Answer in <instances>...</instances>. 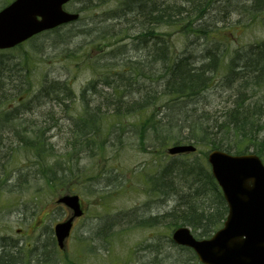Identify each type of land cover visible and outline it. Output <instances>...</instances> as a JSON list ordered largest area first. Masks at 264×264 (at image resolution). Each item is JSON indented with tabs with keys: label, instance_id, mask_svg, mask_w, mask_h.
Here are the masks:
<instances>
[{
	"label": "rangeland",
	"instance_id": "obj_1",
	"mask_svg": "<svg viewBox=\"0 0 264 264\" xmlns=\"http://www.w3.org/2000/svg\"><path fill=\"white\" fill-rule=\"evenodd\" d=\"M9 1L0 0V7ZM162 1L148 0L145 3L150 7ZM165 1L181 4L180 0ZM207 1L211 8L201 20L192 23L199 29L202 24L207 25V28L215 31L217 38L187 36L184 31L173 27L159 26L154 30L166 35L176 54L181 55L180 52L186 49L187 55L193 56V61L200 65L204 47L209 44L221 42L220 51H230L264 40V13L248 19L246 11L241 10L248 3L247 0ZM228 1L234 3L233 8L236 10H232ZM138 5V2H134L133 7ZM122 6L120 0L71 1L64 7L67 12L79 13L80 20L77 23L38 34L14 49L0 51V93H9V96L14 97L12 104L18 95L28 96L37 92L42 84L49 86L50 82L56 80L69 84L73 94V100L64 104L67 107L66 114L61 110L63 106L60 108L55 103L50 104L48 97H41L35 103L37 108L24 114L26 126L29 127L32 122L35 124L30 128L24 127L31 131L26 139L40 137L46 140L48 151L43 156L44 164L42 161L37 162L33 149L17 144H11L7 149L1 147V264H10L14 258L24 257L21 250L11 251L10 245L16 242L17 245L20 243L27 247V243L33 245L37 238L42 237L43 241L44 235L49 240L41 252H47L45 259L49 258L50 261L37 262L40 264H196V261L190 260L187 250L170 242L171 232L181 223L162 216L169 211L177 212V206L184 204L204 212L215 208L213 192L205 179L202 178L201 184L197 176V165H205L209 169L206 163L207 147L197 145L193 154L171 157L166 153L167 148L174 144H185L186 141L173 144L174 140H171L159 146L156 151L151 136L148 143L140 146L133 126L138 125L141 114L120 118L122 135L119 145H113L116 141L113 136H106L104 124L105 131L100 124L102 129L97 135L104 141L108 137L106 142L110 141V146L103 144L99 136L93 138L90 145H87V141L80 143L68 126L72 120H67V117H74L83 110L84 99L95 98L89 92H84V98L81 94L86 86L98 80L94 69L100 74L104 73V63L111 70L121 69L123 65L119 64L140 58L141 52L143 58L150 47L147 44L144 52H136V33L140 27L142 33L149 30L145 31L142 17L127 16L120 20H108L109 15ZM116 48L126 51L107 54V51ZM222 74L221 70L218 75ZM146 76H149V71ZM152 78L153 81L142 79L141 82L151 90L160 91L162 77L160 82L155 80L157 75ZM94 86L95 90L109 91L102 89L100 82L94 83ZM229 92L220 83L213 85L202 99H198L197 106H194L197 113L211 114L216 118L229 104ZM96 98L102 104L101 99L98 96ZM4 107L0 106V112L7 109ZM44 120H49L48 124H42ZM103 122L106 125L109 123L107 120ZM22 126L14 127L19 130ZM42 165L49 172L55 168L63 187L69 193L78 194L84 207V214L73 225L63 250L56 247L53 226L68 215L67 210L55 204L64 192L58 189L57 180L53 185L45 183L40 173ZM188 165L193 167L192 175L186 173ZM165 168L168 171L161 174ZM60 169L62 175H59ZM192 182L200 188L195 197L194 189L189 187ZM179 200L184 204L178 205ZM39 217H45L42 229L33 231L30 236L32 224ZM189 228L200 238L199 231ZM26 253L32 254V250Z\"/></svg>",
	"mask_w": 264,
	"mask_h": 264
},
{
	"label": "trees",
	"instance_id": "obj_2",
	"mask_svg": "<svg viewBox=\"0 0 264 264\" xmlns=\"http://www.w3.org/2000/svg\"><path fill=\"white\" fill-rule=\"evenodd\" d=\"M147 1L124 0L122 8H117L120 11H114L112 15H109L108 20L110 21L120 20L127 16L142 17V23L146 25L145 31L149 30L142 33L143 29L140 27V31L136 33L135 48L138 49L136 52H144L147 44L151 42L150 47L143 58L141 52L140 58L119 64L123 65L121 69L111 70L105 63L102 65V68H105L104 73L100 74L94 69L93 72L98 75L99 80L86 86L81 94L84 98V92H89L95 98H85L83 110L74 116L77 120L74 119L68 125L75 133L76 139L80 143L87 141V145H90L91 140L99 136L97 134L101 129L103 128L104 132L106 128V136H113L116 139L113 145H119L122 135L120 134L122 126L120 118L141 114L138 125L133 126L140 146H144L145 142L148 143L152 136L156 151L159 146L166 145L171 140H174L173 144L186 141L205 146L208 150L219 149L237 155L252 151L264 161V41H257L246 47L232 48L230 51H220L221 42L209 41L213 44L204 47L202 62L200 66H195L192 63L193 56L187 55L186 49L180 52L181 55L176 54L171 43L167 41L166 35L156 34L154 30L159 26L173 27L178 31H184L187 36H200L202 39L206 36L210 39L217 38L215 31L207 28V25L202 24L199 29L192 23L194 20H201L202 16L208 12L211 8L209 2L207 0H180L181 4L175 5L163 0L161 4L148 7L145 3ZM134 2H138L139 5L133 7ZM247 2L241 10L246 11L248 19L264 13V0H247ZM228 4L232 10H236L233 8L234 3L228 1ZM109 46L106 45V47ZM125 51L126 49L116 48L107 51V54ZM221 70L223 74L218 75ZM148 71L149 76H146ZM155 75H157L156 81L160 82V77L163 79L160 91L151 90L148 86L142 85V82L139 83L141 88H135L134 83L138 82L136 77L141 76L143 80H152ZM96 82H100L102 89L109 91L95 90L94 83ZM218 83L222 87H227L231 92L228 94L229 104L216 118L207 113L199 115L194 107L197 106L198 99H202L204 93ZM48 85L42 84L37 92L28 96L18 95L14 104L11 103L14 97L9 96V93L7 95L0 93V106L4 105V108H7L0 112V127L2 126L0 163L3 155L1 147L7 149L11 144L33 149L32 151L37 155V162L43 160L44 153L48 151L47 146L45 147L46 140L40 137L26 139L31 131L24 127L30 128L35 124L32 122L29 127L26 126L24 114L37 108L35 103L39 102L41 97H48L50 104L55 103V106L60 108L63 106L61 110L65 114L67 107L64 104L73 100L70 86L63 80L61 82L52 81ZM66 96L69 99L65 98ZM96 96L101 99L103 105L97 101ZM161 96L164 98L160 99ZM67 120L70 121L72 118L67 117ZM105 120L109 122L107 125L103 122ZM48 122L49 120H44L42 124H48ZM15 125L22 127L18 130L14 127ZM3 139L9 142L5 143ZM106 140L108 141V137ZM106 140L102 139L103 144L110 146V141L107 143ZM56 164L58 165V161ZM188 166L186 173L192 175L193 167ZM167 171L164 169L161 174ZM197 171L201 184L204 178L214 194L215 208L205 212L197 211L195 207H187L188 204L179 200L178 205L184 204V206H177V212L167 214V216L199 231L200 237H210L221 226L227 208L208 167L197 165ZM59 172V175L63 174L61 169ZM40 173L46 184L53 185L57 180L59 181L58 189L66 191L67 188L63 187L62 179L58 178L55 168L49 172L48 168L42 165ZM173 187L177 186L173 185ZM189 187L193 188L196 193L193 197L197 196L200 188L193 182ZM184 207L185 210H182Z\"/></svg>",
	"mask_w": 264,
	"mask_h": 264
},
{
	"label": "water",
	"instance_id": "obj_3",
	"mask_svg": "<svg viewBox=\"0 0 264 264\" xmlns=\"http://www.w3.org/2000/svg\"><path fill=\"white\" fill-rule=\"evenodd\" d=\"M70 0H14L0 12V49L14 47L37 33L77 20L62 5ZM191 145L174 146L170 155L193 152ZM211 174L220 187L228 213L223 227L210 239L196 241L185 227L177 228L174 243L191 247L203 264H264V165L254 154L232 156L221 151L207 155ZM58 202L78 216L77 197ZM71 219L57 224L59 245L67 238Z\"/></svg>",
	"mask_w": 264,
	"mask_h": 264
},
{
	"label": "flooded vegetation",
	"instance_id": "obj_4",
	"mask_svg": "<svg viewBox=\"0 0 264 264\" xmlns=\"http://www.w3.org/2000/svg\"><path fill=\"white\" fill-rule=\"evenodd\" d=\"M36 229H39V225L35 227ZM46 241L47 239L45 238L43 241H42V238H37L35 243H34V247L35 249H33V254H32V261H33V264H40V263H43V262H47V261H50L49 258L45 259L46 255H47V252H44L42 251L41 252V248L43 246H46ZM39 243V244H38ZM36 262V263H35ZM37 262H40V263H37Z\"/></svg>",
	"mask_w": 264,
	"mask_h": 264
},
{
	"label": "bare ground",
	"instance_id": "obj_5",
	"mask_svg": "<svg viewBox=\"0 0 264 264\" xmlns=\"http://www.w3.org/2000/svg\"><path fill=\"white\" fill-rule=\"evenodd\" d=\"M192 63H193V65H195V66H200V65H197L194 61H192ZM141 80H142L141 76L136 77V81H138V82L134 83V86H135L136 89L142 87V86L139 84V83L141 82ZM142 85H143V84H142ZM144 86H145V85H144ZM0 135H2V128H0ZM3 141H5V143H8V142H9V141L6 140V139H3Z\"/></svg>",
	"mask_w": 264,
	"mask_h": 264
}]
</instances>
